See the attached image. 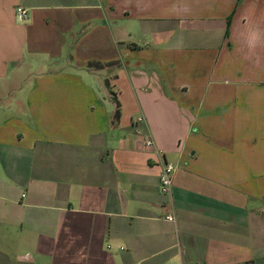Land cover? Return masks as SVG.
Segmentation results:
<instances>
[{"label": "crops", "instance_id": "obj_1", "mask_svg": "<svg viewBox=\"0 0 264 264\" xmlns=\"http://www.w3.org/2000/svg\"><path fill=\"white\" fill-rule=\"evenodd\" d=\"M0 264H264V0H0Z\"/></svg>", "mask_w": 264, "mask_h": 264}, {"label": "built area", "instance_id": "obj_2", "mask_svg": "<svg viewBox=\"0 0 264 264\" xmlns=\"http://www.w3.org/2000/svg\"><path fill=\"white\" fill-rule=\"evenodd\" d=\"M18 15L21 16L22 19H26L28 16L27 11L19 7L17 9ZM145 122V118L143 116H139L136 119L137 124H141ZM145 143L147 146H154V141L151 138H148L145 140ZM176 172V167L172 164L165 163L162 173L160 175V189L162 194H171L172 189H173V179H174V174ZM165 220L171 223H176V217L174 214H166Z\"/></svg>", "mask_w": 264, "mask_h": 264}, {"label": "rangeland", "instance_id": "obj_3", "mask_svg": "<svg viewBox=\"0 0 264 264\" xmlns=\"http://www.w3.org/2000/svg\"><path fill=\"white\" fill-rule=\"evenodd\" d=\"M214 64H215V62H212L211 58H208V59L206 60V62H205V67L202 69V66H201L200 69H202V70H201V73H202V74H203L206 70H208V74L206 75V78H205L204 81H206V82H214L215 80H218L219 77H217L216 74H213V73H212V70H213V68H214ZM31 79H32V78H31ZM27 82L29 83L30 81H27ZM22 90H23V89L14 92V93L12 94V98H13V97L16 98V97L18 96V94H19ZM22 95H23V93H22Z\"/></svg>", "mask_w": 264, "mask_h": 264}, {"label": "trees", "instance_id": "obj_4", "mask_svg": "<svg viewBox=\"0 0 264 264\" xmlns=\"http://www.w3.org/2000/svg\"><path fill=\"white\" fill-rule=\"evenodd\" d=\"M230 25V18L228 19V26ZM106 66H108V65H104V64H101V63H90L89 65H88V68L89 69H103V68H105ZM108 88H109V85H108ZM115 104H116V117L118 118L119 116H120V114H121V107H120V104L119 103H117V102H115Z\"/></svg>", "mask_w": 264, "mask_h": 264}]
</instances>
